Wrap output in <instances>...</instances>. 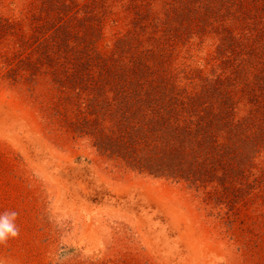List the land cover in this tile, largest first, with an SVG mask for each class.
Listing matches in <instances>:
<instances>
[{
	"label": "rangeland",
	"instance_id": "obj_1",
	"mask_svg": "<svg viewBox=\"0 0 264 264\" xmlns=\"http://www.w3.org/2000/svg\"><path fill=\"white\" fill-rule=\"evenodd\" d=\"M58 24L104 53L134 34L147 76L184 91L216 84L207 97L247 121L256 148L243 173L192 183L97 148L95 118L35 46ZM11 210L19 236L0 264H264V0H0V213Z\"/></svg>",
	"mask_w": 264,
	"mask_h": 264
},
{
	"label": "trees",
	"instance_id": "obj_2",
	"mask_svg": "<svg viewBox=\"0 0 264 264\" xmlns=\"http://www.w3.org/2000/svg\"><path fill=\"white\" fill-rule=\"evenodd\" d=\"M68 26L58 24L35 46L49 60L52 79L75 90L74 103L95 118L97 148L138 171L192 183L243 173L256 148L241 132L247 121L233 119L223 97H207L216 84L187 92L154 72L148 77L151 70L132 50L134 34L104 53L93 37L76 36Z\"/></svg>",
	"mask_w": 264,
	"mask_h": 264
},
{
	"label": "clouds",
	"instance_id": "obj_3",
	"mask_svg": "<svg viewBox=\"0 0 264 264\" xmlns=\"http://www.w3.org/2000/svg\"><path fill=\"white\" fill-rule=\"evenodd\" d=\"M17 217L18 212L14 210L0 213V244L19 236L20 230L15 223Z\"/></svg>",
	"mask_w": 264,
	"mask_h": 264
}]
</instances>
